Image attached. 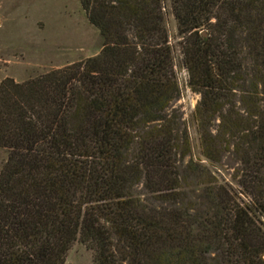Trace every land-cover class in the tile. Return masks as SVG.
<instances>
[{
	"label": "trees",
	"instance_id": "obj_1",
	"mask_svg": "<svg viewBox=\"0 0 264 264\" xmlns=\"http://www.w3.org/2000/svg\"><path fill=\"white\" fill-rule=\"evenodd\" d=\"M79 2L101 52L0 83V264H64L76 242L94 264H264V0ZM168 5L201 152L234 159L240 191L170 111Z\"/></svg>",
	"mask_w": 264,
	"mask_h": 264
},
{
	"label": "rangeland",
	"instance_id": "obj_2",
	"mask_svg": "<svg viewBox=\"0 0 264 264\" xmlns=\"http://www.w3.org/2000/svg\"><path fill=\"white\" fill-rule=\"evenodd\" d=\"M165 12L181 88L180 96L172 103L170 111H176L182 128L190 135L193 160L208 166L221 184L240 191L239 164L229 156L221 163H213L201 152L194 118L201 96L188 85V74L182 65V38L169 5ZM102 45L99 31L90 24L79 0H0V83L5 78L23 82L86 60L98 55ZM6 159V150L0 148V171ZM240 196L244 201L250 200L245 194ZM262 222L264 226V219ZM64 264H94L93 252L83 243L76 242Z\"/></svg>",
	"mask_w": 264,
	"mask_h": 264
}]
</instances>
